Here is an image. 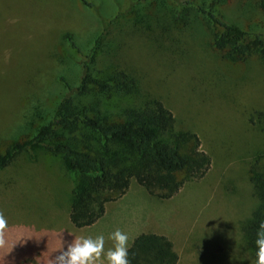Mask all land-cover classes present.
Returning a JSON list of instances; mask_svg holds the SVG:
<instances>
[{
  "label": "rangeland",
  "instance_id": "rangeland-1",
  "mask_svg": "<svg viewBox=\"0 0 264 264\" xmlns=\"http://www.w3.org/2000/svg\"><path fill=\"white\" fill-rule=\"evenodd\" d=\"M261 2L0 0V154L51 119L97 46L98 70L121 69L137 80L133 94L109 97L106 111L158 99L172 111L175 129L196 133L212 158L206 174L173 197L144 190L147 197L134 180L128 197L95 224L76 227L68 217L73 175L61 158L27 149L0 170V214L7 220L0 239L9 241L0 242V257L36 264L42 237L66 245L103 235L107 250L117 229L129 247L132 227L146 222L149 232L172 241L178 264H255L242 227L258 205L250 169L264 153V55L237 58L233 49L216 47L222 27L207 11L264 33ZM50 225L59 228L43 229Z\"/></svg>",
  "mask_w": 264,
  "mask_h": 264
},
{
  "label": "trees",
  "instance_id": "trees-1",
  "mask_svg": "<svg viewBox=\"0 0 264 264\" xmlns=\"http://www.w3.org/2000/svg\"><path fill=\"white\" fill-rule=\"evenodd\" d=\"M207 13L222 27L214 39L216 47L233 49L237 58L252 52L264 55V33L251 34L215 12ZM96 50L97 46L83 62L79 84L66 85L51 119L31 138L13 143L0 154V170L34 146L61 158L74 179L68 217L76 227L95 224L106 205L126 194L134 180L150 195L169 199L188 181L202 178L212 163L199 136L177 131L172 111L158 99L106 111L108 98L133 94L137 80L121 69L98 70ZM261 158L250 169L258 205L242 227L253 252L264 220V153ZM128 260L129 264H178L179 255L167 236L142 232L128 247Z\"/></svg>",
  "mask_w": 264,
  "mask_h": 264
},
{
  "label": "clouds",
  "instance_id": "clouds-1",
  "mask_svg": "<svg viewBox=\"0 0 264 264\" xmlns=\"http://www.w3.org/2000/svg\"><path fill=\"white\" fill-rule=\"evenodd\" d=\"M6 227L7 220L0 214V236ZM109 238L113 241V246L105 250L103 235L95 238L74 237L70 242L66 241V247H61L58 254L52 257L51 264H94L101 256L107 264H129L128 235L117 229L110 233ZM254 244L255 264H264V220L259 224Z\"/></svg>",
  "mask_w": 264,
  "mask_h": 264
},
{
  "label": "crops",
  "instance_id": "crops-1",
  "mask_svg": "<svg viewBox=\"0 0 264 264\" xmlns=\"http://www.w3.org/2000/svg\"><path fill=\"white\" fill-rule=\"evenodd\" d=\"M134 182L132 181V183L130 184V187L129 190L126 192V194H124L121 198V200L125 199L126 197H128V195L130 194L131 192V189L132 187L134 186L133 184ZM139 184V183H138ZM140 189L142 191V193H145L144 190H146L143 186H140ZM147 192V190H146ZM148 193V192H147ZM145 193V194H147ZM147 197H148V194H147ZM117 201V202H116ZM116 203H118V199L115 200V201H112V202H109L107 205H106V210H110V207L112 205H115ZM106 212V211H105ZM59 226H55V225H50V226H47L43 229H47V230H58ZM41 229V230H43ZM131 233L129 235V237L133 236V239L139 235L140 233L142 232H149L148 229H147V224L146 222L142 224V226H136V227H132L131 229ZM140 230V231H139ZM136 232V233H134ZM4 236V235H3ZM5 237V236H4ZM0 242L3 244V245H6L8 246L9 244V241H7L6 239H0ZM129 245V244H128ZM64 248L66 247V245H64L60 240H49V239H44V237H42L38 243V249L40 251V253L42 254L38 261L36 262V264H51V260H52V257L56 254H58V252L60 251V248ZM104 261L100 260V259H96L94 261V264H103ZM0 264H14L13 261H9L8 259H4L2 257H0Z\"/></svg>",
  "mask_w": 264,
  "mask_h": 264
}]
</instances>
